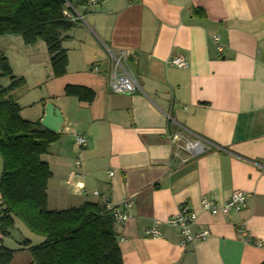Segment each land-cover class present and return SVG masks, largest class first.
Here are the masks:
<instances>
[{"label":"crops","instance_id":"0c3cea01","mask_svg":"<svg viewBox=\"0 0 264 264\" xmlns=\"http://www.w3.org/2000/svg\"><path fill=\"white\" fill-rule=\"evenodd\" d=\"M76 9L84 22L63 35L61 77L52 76L42 42L26 46L20 37L0 36L12 75L25 81L15 92L21 118L40 122L46 104L62 116L60 137L42 157L51 173L47 208L100 203V197L112 206L130 202L128 221L114 227L123 264H261L264 0H104ZM121 51L141 93L108 89L110 53ZM174 58L186 66L170 65ZM92 64L102 73L88 71ZM9 82L0 78L1 87ZM66 86L89 89L92 102L65 96ZM180 128L184 137H201L218 150L190 158L182 142L171 140ZM74 135L86 138L83 149ZM234 191L246 195L242 211H201L202 197L221 205ZM180 206L197 213L191 231H208L206 239L183 244L166 224ZM155 222L159 237H145ZM6 243L0 235V247Z\"/></svg>","mask_w":264,"mask_h":264},{"label":"trees","instance_id":"16d2710c","mask_svg":"<svg viewBox=\"0 0 264 264\" xmlns=\"http://www.w3.org/2000/svg\"><path fill=\"white\" fill-rule=\"evenodd\" d=\"M87 0H0V36L20 37L23 44L42 42L52 76L61 77L67 64L61 47L63 35L74 24L63 17L67 4L78 8ZM203 15V14H202ZM0 235H8L14 220L42 242L29 247L32 264H123L111 213L99 203H83L64 210L47 208V183L51 173L42 159L59 133L43 129L40 122L20 116L15 92L25 81L12 75L0 53ZM64 95L91 103L93 93L81 86H66ZM14 252L0 247V264H10ZM261 264H264V260Z\"/></svg>","mask_w":264,"mask_h":264},{"label":"built area","instance_id":"2783aa9c","mask_svg":"<svg viewBox=\"0 0 264 264\" xmlns=\"http://www.w3.org/2000/svg\"><path fill=\"white\" fill-rule=\"evenodd\" d=\"M102 1L104 0H87L84 7L89 8L92 6H96ZM63 17L71 23L84 22L83 15L76 8L68 4L67 8L63 11ZM211 41L216 46L217 52L221 53L222 45L220 44L219 37L217 35H213L211 37ZM124 56L125 53L123 51L119 52L117 55L110 53L112 65L109 72L108 89L111 93L114 94L133 95L136 93H141V89L135 78L129 73L128 70H126L122 66L121 59ZM168 63L177 68H183L186 66V62L182 58L171 59ZM87 70L97 75L102 73L100 66L95 64L89 65L87 67ZM180 130L182 129L180 128L179 131L174 133L171 140L173 142H182L183 149L189 155L190 158L200 156L210 151L212 148L218 150L217 147H213L214 145H212L207 140L201 137H197L194 135L188 138L184 137ZM73 142L74 145L81 150L86 146L87 140L81 135H74ZM75 165L76 167L80 166L79 158H77ZM109 175L112 176V172H110ZM94 195L99 196L97 192H94ZM99 204L103 206L105 210L111 213L113 221L116 225H124L128 221V211L131 208L130 202L126 201L122 203L121 206H112L105 198L100 197ZM245 207L246 195L241 191L232 192L230 197L221 205L213 203L206 197H202L200 199L201 211L210 216H226L231 213H238L242 211ZM197 220L198 215L195 211H192L187 206H180L178 212L174 216L166 220V224L178 231V234L180 235L183 244H191L195 241L204 240L209 235V232L206 230H201L196 233H193L191 231V228L196 224ZM157 226L158 222H155L152 227L145 229V237H159ZM241 233L246 236V234L242 231ZM257 246L261 247V244H257Z\"/></svg>","mask_w":264,"mask_h":264},{"label":"rangeland","instance_id":"374dc122","mask_svg":"<svg viewBox=\"0 0 264 264\" xmlns=\"http://www.w3.org/2000/svg\"><path fill=\"white\" fill-rule=\"evenodd\" d=\"M7 242L6 247L14 252L13 260L10 264H32L29 247L23 242L28 241V246L34 247L42 238L32 234L21 222L16 220V226L8 230V235L2 236ZM38 242V243H37Z\"/></svg>","mask_w":264,"mask_h":264},{"label":"water","instance_id":"95a60500","mask_svg":"<svg viewBox=\"0 0 264 264\" xmlns=\"http://www.w3.org/2000/svg\"><path fill=\"white\" fill-rule=\"evenodd\" d=\"M62 123V116L59 110H57L53 105L46 104L44 107V116L40 121V125L43 129L58 133L60 125Z\"/></svg>","mask_w":264,"mask_h":264}]
</instances>
